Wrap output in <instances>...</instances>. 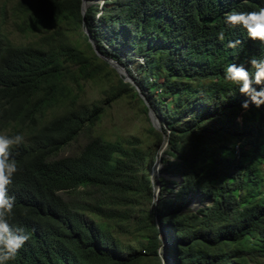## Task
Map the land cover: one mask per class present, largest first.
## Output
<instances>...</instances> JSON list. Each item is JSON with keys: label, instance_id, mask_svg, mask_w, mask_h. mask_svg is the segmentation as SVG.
Masks as SVG:
<instances>
[{"label": "trees", "instance_id": "16d2710c", "mask_svg": "<svg viewBox=\"0 0 264 264\" xmlns=\"http://www.w3.org/2000/svg\"><path fill=\"white\" fill-rule=\"evenodd\" d=\"M87 1L82 14L81 0H0V133L25 137L11 153L20 170L10 223L30 235L6 264H161V246L162 264H264V104L224 78L228 64L253 72L250 58H264V43L225 13L264 0ZM9 24L33 38L13 42ZM84 27L102 55L125 65L160 130L120 76L107 99L136 100L148 137L95 131L106 106L83 101L82 83L114 69ZM163 135L153 204L152 154Z\"/></svg>", "mask_w": 264, "mask_h": 264}, {"label": "clouds", "instance_id": "9594fccd", "mask_svg": "<svg viewBox=\"0 0 264 264\" xmlns=\"http://www.w3.org/2000/svg\"><path fill=\"white\" fill-rule=\"evenodd\" d=\"M225 23L229 26H242L249 39L264 43V7L247 12L231 11L225 13ZM219 41L225 40L224 31L217 33ZM240 40L229 41V48H237ZM249 64L253 72L242 64L230 63L224 70V78L233 85L239 86V92L250 98L256 107L264 104V88L257 90L254 85L264 84V58H250ZM248 101L241 104L248 108ZM25 137L22 134L8 135L0 133V264L15 260L20 249L29 241L30 235L22 227H13L10 223L14 215L15 195L9 194V186L14 175L20 170L17 160L12 156V149L22 145ZM157 196L153 204L158 202Z\"/></svg>", "mask_w": 264, "mask_h": 264}, {"label": "rangeland", "instance_id": "374dc122", "mask_svg": "<svg viewBox=\"0 0 264 264\" xmlns=\"http://www.w3.org/2000/svg\"><path fill=\"white\" fill-rule=\"evenodd\" d=\"M103 1L104 0H94L93 2L102 3ZM7 30L9 32V36L11 40H13V42L15 43L26 42L27 40L33 38V36L31 35L27 36V35H23L22 33H19L14 28V26L11 24L7 26ZM69 36L72 40H75L76 42H78V44H80V46L83 49H85L86 52H88L86 41L84 40V37L81 34H79L78 32H75V33H71ZM138 59H141V58H138ZM126 65L128 66L130 72L133 75H135V71L133 70V68L130 67V63H126ZM110 68L114 69L111 65H110ZM123 70L126 71V73H128V71L125 68V65H123ZM120 76L121 75L115 69H114V72L108 69L107 75H105L100 80L98 81L96 80L93 82H85V83L83 82L82 88L80 90L81 99L85 102L101 103L104 106H106L105 113L103 114L101 120L99 121L97 127L95 128V131L98 134L103 135L108 138L113 137L115 134H118L121 136L133 134V135H136V136H139L145 139L148 137L147 128L149 126L148 123L150 122V120L149 122L147 121L146 115L141 111V105L136 103V100H133L130 97L118 99L116 101H112V100L109 101L107 99L108 98L107 90L109 86L114 84L117 81V77H120ZM122 76L124 75L122 74ZM132 81H134V85H136L135 80L133 78H132ZM144 96L146 98L145 94ZM238 119L241 120V117L239 116ZM155 129L160 130V128H155ZM148 140L149 142L154 143V137H151ZM159 146L160 147L158 148L156 147V149L154 150L152 154L153 161H155L156 157L158 156L159 158H162V155H163L162 152L164 150L163 147H165L164 143L161 142ZM69 151H70V148H66L62 153L68 154ZM159 152H160V155H159ZM162 167H163L162 163L159 165L155 163L152 166V169L150 171L151 178L153 179V183H154L153 184V195L154 193H156L157 190L160 189L159 183L157 182L155 183V181L158 179V176L160 175V171ZM164 176L167 177L168 179H176V177H169L166 173H164ZM159 192H158V195H159ZM165 194L167 193L165 192ZM167 195H169V193ZM197 205H198L197 203L191 204L193 208L197 207ZM160 235L162 237V234ZM121 240L125 244H131V245L134 244L133 237L129 235H126V236L122 235ZM163 251H164V247L161 246L159 248V254H158L161 257V264H162V260L164 257Z\"/></svg>", "mask_w": 264, "mask_h": 264}, {"label": "water", "instance_id": "95a60500", "mask_svg": "<svg viewBox=\"0 0 264 264\" xmlns=\"http://www.w3.org/2000/svg\"><path fill=\"white\" fill-rule=\"evenodd\" d=\"M88 4H89V2H88L87 0H81V13H82V14L85 13V10H86V7H87ZM84 32L87 34V36H88V41L90 42V44H91L93 50L96 52V54H97L98 56L102 57V58H103V59H104L109 65H111V66H112V67H113V68H114V69H115V70H116L121 76H122V74H123L124 76H122V78L124 79V81H128V82H130V83H132V84L134 85V81H132V78L130 77V75H129L128 73H126V71L123 70V64L117 62L116 60H114V59H112V58H110V57H108V56H104V55H102V54L99 52L98 48L96 47V45H95L93 39L91 38L90 32H89L85 27H84ZM134 86L136 87L137 92L139 93V95H140L141 98L143 99L144 103H145V104L147 105V107H148L147 115H148V117H149V120H150V122H151V125H152L154 128H159V120H158L157 116L155 115L153 109L150 107V105H149L147 99L145 98L144 94H143L141 91H139L140 89L138 88V86H137V85H134ZM166 140H167V139H166V135H163V140H162V142L164 143V146H166V144H167V141H166ZM163 148H164V147H163ZM163 148H162V149H163ZM162 149H161V150H162ZM159 155H160V152H159ZM155 163H156L157 165L161 164V158H159V156L156 157V159H155V161H154V164H155ZM154 164H153V165H154ZM151 181L153 182V179H152V178H151ZM158 192H159V190H157L156 193H154V195H153V200L157 197Z\"/></svg>", "mask_w": 264, "mask_h": 264}, {"label": "bare ground", "instance_id": "6f19581e", "mask_svg": "<svg viewBox=\"0 0 264 264\" xmlns=\"http://www.w3.org/2000/svg\"><path fill=\"white\" fill-rule=\"evenodd\" d=\"M165 148V147H164Z\"/></svg>", "mask_w": 264, "mask_h": 264}]
</instances>
